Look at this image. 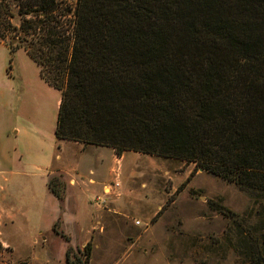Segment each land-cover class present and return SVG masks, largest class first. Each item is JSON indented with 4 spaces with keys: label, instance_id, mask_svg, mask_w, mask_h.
<instances>
[{
    "label": "trees",
    "instance_id": "trees-1",
    "mask_svg": "<svg viewBox=\"0 0 264 264\" xmlns=\"http://www.w3.org/2000/svg\"><path fill=\"white\" fill-rule=\"evenodd\" d=\"M59 8V0H0V43L17 39L5 46L22 48L59 92L56 141L193 163L264 204V0ZM70 13L71 30L60 22ZM47 188L62 200V186ZM254 214L263 219L264 208ZM252 233L240 232L239 245L242 237L250 262L264 264V232L260 244ZM90 252L89 242L69 247L63 264H89Z\"/></svg>",
    "mask_w": 264,
    "mask_h": 264
},
{
    "label": "rangeland",
    "instance_id": "rangeland-1",
    "mask_svg": "<svg viewBox=\"0 0 264 264\" xmlns=\"http://www.w3.org/2000/svg\"><path fill=\"white\" fill-rule=\"evenodd\" d=\"M75 3L59 0V9L72 11ZM71 19L72 13L60 22L70 28L66 20ZM11 22L19 24L17 18ZM17 43L7 39L5 45ZM5 45L0 43V142L25 161L0 169V264H25L29 249L37 247L32 240H40L33 229L41 214L51 213L44 158L52 162L49 180L62 186L63 196L57 237L47 236L53 260L65 246L82 250L89 242V264H252L242 237L252 231L260 244L264 218L254 213L264 204L253 205L245 192L193 163L133 151L117 156L108 147L56 141L59 92L39 77L22 48L9 51ZM93 176L99 188L83 191L88 212L102 214L103 235L85 237L77 228L71 238L59 233L62 214L71 209L65 199L68 182Z\"/></svg>",
    "mask_w": 264,
    "mask_h": 264
},
{
    "label": "crops",
    "instance_id": "crops-1",
    "mask_svg": "<svg viewBox=\"0 0 264 264\" xmlns=\"http://www.w3.org/2000/svg\"><path fill=\"white\" fill-rule=\"evenodd\" d=\"M1 122V121H0ZM3 125V123H2ZM8 141V139H4V142ZM54 157V156H53ZM47 158V157H46ZM17 158L13 156V154L8 153L4 145L0 142V169L6 167V166H13L15 165V160ZM18 164L25 161V158L23 155H20L19 158L16 160ZM43 164L45 166V169L47 171L46 173V179H44L45 189H46V197L50 198L51 202V213L47 217H43L41 214V217L39 218L36 228L33 229L39 237L40 240L37 241L35 239L32 240L33 245H36L37 247H31L29 249V255L26 257V263L25 264H34L39 261H41L43 264H63L64 258H65V251L66 246L63 251L61 252L60 259L53 260L52 257H50L49 254V247H48V240L47 236L57 237V232L54 229L59 215H60V209H59V203L57 199L49 192L47 188V182L49 181V166H51V163L46 161V159H42ZM53 161V159H52ZM86 169V168H85ZM83 170V172L91 173L89 170ZM82 172V173H83ZM93 174V173H92ZM89 175V174H88ZM79 181H69L68 184L70 186H66V205L71 206L70 211L67 210L65 214H62L61 218V226L59 228V233L63 232V234H66L67 236H70L72 229H82L84 232L85 237H89L91 234L94 235H103V223H100L103 221L102 214H90L87 202L85 201L86 198V192L84 193L83 188L88 187L89 189H98L99 188V182L95 180L93 177H87L85 180H81L78 178ZM92 182V183H91ZM76 184V185H75ZM92 185V186H91ZM109 213V215H111ZM115 215V214H113ZM107 217V216H106ZM7 220H10L8 218ZM56 228V227H55ZM1 245H4L3 241H0ZM2 247V246H1ZM2 249V248H1ZM37 254V255H33ZM44 254V255H43ZM90 264H92V260L90 261Z\"/></svg>",
    "mask_w": 264,
    "mask_h": 264
},
{
    "label": "built area",
    "instance_id": "built-area-1",
    "mask_svg": "<svg viewBox=\"0 0 264 264\" xmlns=\"http://www.w3.org/2000/svg\"><path fill=\"white\" fill-rule=\"evenodd\" d=\"M107 188H104L103 189V193H105L106 195H108L109 194V190H106ZM98 200V199H97Z\"/></svg>",
    "mask_w": 264,
    "mask_h": 264
}]
</instances>
